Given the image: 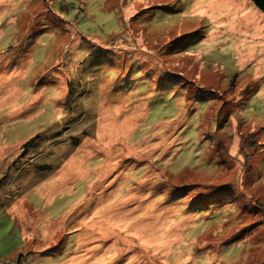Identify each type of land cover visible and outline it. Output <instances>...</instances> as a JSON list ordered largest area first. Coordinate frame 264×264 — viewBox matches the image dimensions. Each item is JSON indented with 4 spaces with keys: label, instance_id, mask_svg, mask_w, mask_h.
<instances>
[{
    "label": "rangeland",
    "instance_id": "374dc122",
    "mask_svg": "<svg viewBox=\"0 0 264 264\" xmlns=\"http://www.w3.org/2000/svg\"><path fill=\"white\" fill-rule=\"evenodd\" d=\"M0 264H264L254 1L0 0Z\"/></svg>",
    "mask_w": 264,
    "mask_h": 264
},
{
    "label": "trees",
    "instance_id": "16d2710c",
    "mask_svg": "<svg viewBox=\"0 0 264 264\" xmlns=\"http://www.w3.org/2000/svg\"><path fill=\"white\" fill-rule=\"evenodd\" d=\"M254 1V3L264 12V0H252ZM34 142L33 139L28 140L25 145L26 148L28 149V147ZM49 166V164H45V165H41V168H47ZM263 209V208H261Z\"/></svg>",
    "mask_w": 264,
    "mask_h": 264
}]
</instances>
